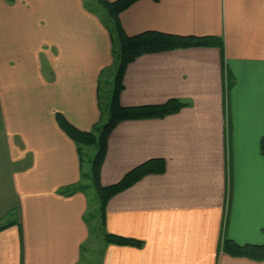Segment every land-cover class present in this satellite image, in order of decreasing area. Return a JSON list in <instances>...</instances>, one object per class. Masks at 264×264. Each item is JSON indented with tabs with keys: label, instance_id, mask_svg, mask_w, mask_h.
<instances>
[{
	"label": "crops",
	"instance_id": "crops-1",
	"mask_svg": "<svg viewBox=\"0 0 264 264\" xmlns=\"http://www.w3.org/2000/svg\"><path fill=\"white\" fill-rule=\"evenodd\" d=\"M96 8L0 0V222L12 208L20 215L0 231V264H87L92 236L100 264H264L222 248L226 238L264 243V0H140L120 15L130 37L223 42L143 55L125 71L122 106L185 104L121 122L108 138L105 187L150 160L165 163L107 204V233L142 247L106 244L91 232L99 214L91 229L86 220L88 191L65 193L85 167L57 114L82 131L101 127L112 94L103 101L101 81L118 67L112 22Z\"/></svg>",
	"mask_w": 264,
	"mask_h": 264
},
{
	"label": "trees",
	"instance_id": "trees-1",
	"mask_svg": "<svg viewBox=\"0 0 264 264\" xmlns=\"http://www.w3.org/2000/svg\"><path fill=\"white\" fill-rule=\"evenodd\" d=\"M95 1L99 4V7L101 6L105 10L112 22V36L119 43V51L116 55L118 67L109 103L106 109H103V112L109 116L108 122L103 127L97 126L91 132L82 131L72 125L62 114H57L56 118L60 128L78 146L83 168L86 164V149L92 146L98 148V152L91 162L90 170L87 172L85 168L83 169L82 183L76 187L66 189L65 193L71 194L78 191L87 192L90 189L95 190L96 195L94 198H97L99 203V213L96 212L99 214L102 228L99 231H95L92 228L91 232L103 233L104 242L108 245L142 247L140 241L107 233L105 230L107 204L114 196L132 187L142 178L152 174H163L165 172V163L162 159L150 160L129 172L119 183L105 187L101 184V170L107 153L108 138L114 128L121 122L164 118L179 112L185 104L179 100H171L166 104L156 106L133 108L122 106L120 97L124 90L125 71L130 63L143 55L196 47H219L223 49V42L221 39L213 37L180 36L156 31L130 37L123 30L120 15L140 0ZM86 6L92 8L89 0H86ZM97 133H99V136ZM262 151L264 153V146L262 147ZM84 181H90V184L84 183ZM16 211L18 210L16 209ZM95 218L96 215L90 208L86 218L90 224V229ZM17 220L0 227V231L19 224L20 218ZM222 248L224 253L232 257L246 258L258 262L264 261V243L261 245L242 246L226 238L224 239Z\"/></svg>",
	"mask_w": 264,
	"mask_h": 264
},
{
	"label": "rangeland",
	"instance_id": "rangeland-1",
	"mask_svg": "<svg viewBox=\"0 0 264 264\" xmlns=\"http://www.w3.org/2000/svg\"><path fill=\"white\" fill-rule=\"evenodd\" d=\"M89 4L92 7H97L96 11H98L100 14L104 15V13H105V15H106L105 10L101 6L99 7V4L97 3V1L89 0ZM116 72H117L116 68L112 69V70H109V71H107V73L102 78V81H101V83H102V94H101V96L104 99L103 101H105V99L107 97H110V94H111V92H112V90L114 88V84L112 85V83H113V80H115L114 79V75H116ZM108 117H109L108 114H106L102 127L104 126V124H106L108 122ZM0 134H1V126H0ZM97 135L99 136V133H97ZM97 152H98V148L96 146H92V147L86 149L85 169L87 170V172L90 170L91 162L93 161V159H94L95 155L97 154ZM3 176L4 175H2V181L0 179V187L1 186H3V187L5 186L6 179H4ZM8 182L9 181H7V183ZM84 183H89L90 184V181H84ZM1 193H3L2 190H0V194ZM88 193H89L90 200H91V209L96 215V211L99 213V205H98L99 203H98L97 198H94V196L96 195L95 190L90 189L88 191ZM18 215L19 214H18V211H16V208H12L9 211V214L6 216V218H5L6 220L0 222V227H2V224L4 226V225L9 224L11 222L18 221L17 220L19 218ZM93 225H94L95 231H99L102 228L101 227V220L99 218H98V222L95 221V223H93ZM97 241L98 240H96V238L92 236L89 245L86 247V248H88V253H87V251L84 250L85 251L84 255H83V262L84 263H85V259H86V261L88 259L89 261H87V264L88 263L100 264V262L102 260V254H103V246L99 247Z\"/></svg>",
	"mask_w": 264,
	"mask_h": 264
}]
</instances>
